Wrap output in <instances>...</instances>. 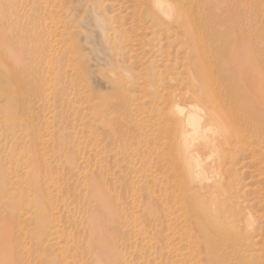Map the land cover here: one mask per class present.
<instances>
[{"label":"rangeland","instance_id":"374dc122","mask_svg":"<svg viewBox=\"0 0 264 264\" xmlns=\"http://www.w3.org/2000/svg\"><path fill=\"white\" fill-rule=\"evenodd\" d=\"M163 2L171 16L152 0H0V246L13 264H264V129L217 127L256 218L232 243L201 232L172 112L197 103L195 78H264V0Z\"/></svg>","mask_w":264,"mask_h":264},{"label":"bare ground","instance_id":"6f19581e","mask_svg":"<svg viewBox=\"0 0 264 264\" xmlns=\"http://www.w3.org/2000/svg\"><path fill=\"white\" fill-rule=\"evenodd\" d=\"M152 1L155 13L172 15L168 9L170 5L165 7L163 0ZM178 9L175 7L174 14ZM178 19L182 23L185 22L182 17ZM186 23L190 25L191 32H198L199 28L194 27L195 22L190 24L187 19ZM194 40H196L195 35ZM201 47L205 48L204 46ZM197 50L201 51L198 47ZM203 55H207L205 49ZM198 56L199 60L194 63L195 68L203 66L199 53ZM249 60L251 59L249 58ZM219 65L228 70L232 69L230 64L225 61H220ZM250 70L247 76L240 78L221 76L218 80L209 76L208 80L201 82L195 78L200 90L199 94L193 95L196 97L197 103H193L192 99H182V101H176L172 107L174 119L178 126V144L174 153L183 163V170L187 174L185 182L192 190L190 191L191 200L189 204H192L195 214L198 212L199 216L202 217L198 221L201 232L204 235L210 234L212 236V233L217 231L232 243L244 236L243 225L255 226L256 218H253L247 203H244V200H241L237 194L238 190L231 178L233 168L229 164L233 157L228 148L230 137L227 135L222 141L221 137L223 136H217V127L223 125L225 121H229L234 126L236 125V135L241 130L238 126H243L245 131L257 135L259 130L264 129V78L255 77L256 74L253 69ZM199 95L208 100H213L215 103H207ZM219 170L224 171L223 176L220 174L222 177H214L212 183H209L212 180V174ZM197 194L206 196L211 200V213L208 208L193 198ZM0 223V237L3 233L9 234L11 227L9 223L3 224L2 221ZM217 223H221L222 228H217ZM215 227L216 229H213ZM1 246L0 264H13L16 257V254L13 253V246L10 245V248L8 245L3 251Z\"/></svg>","mask_w":264,"mask_h":264}]
</instances>
